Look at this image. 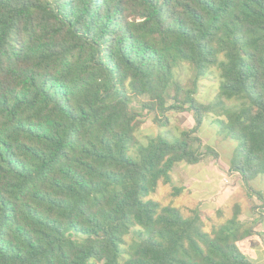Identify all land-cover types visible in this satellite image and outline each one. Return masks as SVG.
Segmentation results:
<instances>
[{"label":"trees","instance_id":"trees-1","mask_svg":"<svg viewBox=\"0 0 264 264\" xmlns=\"http://www.w3.org/2000/svg\"><path fill=\"white\" fill-rule=\"evenodd\" d=\"M181 62L194 86L218 72L213 102L179 99ZM170 111L196 126L140 145L143 115ZM213 111L263 198L264 0H0V264H253L239 206L206 231L150 199L176 165L216 158L196 136Z\"/></svg>","mask_w":264,"mask_h":264},{"label":"rangeland","instance_id":"rangeland-1","mask_svg":"<svg viewBox=\"0 0 264 264\" xmlns=\"http://www.w3.org/2000/svg\"><path fill=\"white\" fill-rule=\"evenodd\" d=\"M194 76L195 71L190 63L181 62L174 68L173 80L181 87L179 99H183L185 91H192L193 96L197 101L203 104L213 102L219 88L218 72L212 70L205 78H201L195 86L193 85ZM172 89L173 87L170 89V94H173L174 92ZM169 104H173V101H169ZM226 105L234 107L236 102H226ZM132 106L139 111L137 105L133 103ZM223 115H225V112H222L221 114L219 111L204 114L201 124L197 127L196 133V136L202 140L203 144L210 148V150L219 158V164L213 161L215 160L213 154H208L204 157V160L197 165H186L191 172H194L203 181H208L209 184L206 188L207 196H213L217 192V186L219 185V179L217 177L219 171L218 165H222V167L231 165L236 151V143L229 140L226 133L221 131L220 120H224ZM143 116L144 117L141 118L143 123L140 125V129L137 132V138L140 145H146L150 139L156 136H160L167 143H174L175 140L180 138L183 131H187L196 126L194 114L188 111L168 112L166 114L168 124L162 127L153 122V114ZM200 150L204 151V148L202 147ZM181 165L185 164H178L173 168L174 171L172 172H174L175 181L172 180L171 185L159 184L155 193L150 195V199L160 203L162 206L171 205L178 208L181 214L187 218L192 215L194 210H189L187 212L186 210H182L186 203L184 201L183 204L182 202H179V198L182 195L180 194L181 190L179 189L180 178H182L180 169ZM249 186L254 191L262 193L263 198H259L254 193H250L246 186L241 184L240 189L236 192L235 203L231 200L228 205L222 208L219 212L212 214L205 213L203 220L206 231H209L212 225H219L231 218L233 209L237 205L239 206L240 218L243 223H246V225H249L252 222L258 223V233L255 236V240L264 244V238L261 233L262 227L259 226L260 224L264 225V178L261 176L255 178L249 183ZM261 214L262 220L260 221ZM126 239L128 243L131 242V236ZM253 264L257 263L253 262Z\"/></svg>","mask_w":264,"mask_h":264},{"label":"crops","instance_id":"crops-1","mask_svg":"<svg viewBox=\"0 0 264 264\" xmlns=\"http://www.w3.org/2000/svg\"><path fill=\"white\" fill-rule=\"evenodd\" d=\"M213 161L219 164V158L217 156ZM218 166L219 171L217 173V177L219 179V185L217 186V192L213 196H207L206 188L209 184L208 181H203L194 172H191L186 165H181L180 169L182 178H180L179 189L181 190L180 194L182 195L179 198V202H182V204L184 202L186 203L182 210H186V212L194 210L204 219L203 216H205V213L212 214L219 212L222 208L227 206L231 200L235 203L236 192L240 189L241 184H243L240 175L231 170V165L226 167H222V165ZM229 172L232 173L231 177L228 178L229 184L225 185L222 183V179L227 175H230L228 174ZM171 176L172 180H174V172H172ZM239 219L241 221L240 216ZM259 226L262 227L261 233L264 238V225L260 224ZM257 231L258 227L256 226L254 234L241 241L239 243V248L252 263L255 262L257 264H264V244L255 240V236L258 233Z\"/></svg>","mask_w":264,"mask_h":264},{"label":"built area","instance_id":"built-area-1","mask_svg":"<svg viewBox=\"0 0 264 264\" xmlns=\"http://www.w3.org/2000/svg\"><path fill=\"white\" fill-rule=\"evenodd\" d=\"M231 174L232 173H230V175H227L225 178L222 179V183L223 184H225V185H228L229 184V179L228 178L231 177Z\"/></svg>","mask_w":264,"mask_h":264}]
</instances>
